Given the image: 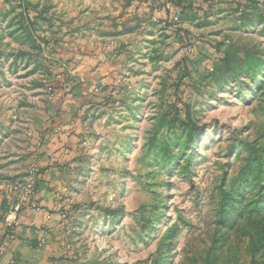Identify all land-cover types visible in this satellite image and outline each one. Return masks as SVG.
<instances>
[{
    "label": "rangeland",
    "instance_id": "374dc122",
    "mask_svg": "<svg viewBox=\"0 0 264 264\" xmlns=\"http://www.w3.org/2000/svg\"><path fill=\"white\" fill-rule=\"evenodd\" d=\"M0 264H264V0H0Z\"/></svg>",
    "mask_w": 264,
    "mask_h": 264
}]
</instances>
